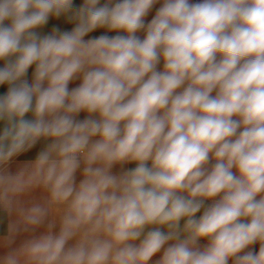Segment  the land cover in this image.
<instances>
[{
    "label": "clouds",
    "instance_id": "1",
    "mask_svg": "<svg viewBox=\"0 0 264 264\" xmlns=\"http://www.w3.org/2000/svg\"><path fill=\"white\" fill-rule=\"evenodd\" d=\"M0 61V264H264V0H0Z\"/></svg>",
    "mask_w": 264,
    "mask_h": 264
},
{
    "label": "crops",
    "instance_id": "2",
    "mask_svg": "<svg viewBox=\"0 0 264 264\" xmlns=\"http://www.w3.org/2000/svg\"><path fill=\"white\" fill-rule=\"evenodd\" d=\"M82 2H83V0H74V4L76 6H79L80 4H82ZM102 2H103V0H102ZM158 7H160L159 4L154 6L152 11L145 18L146 21H150L151 20V18L155 15L156 8H158ZM54 25L59 26L62 30H70L72 27H74V24L67 22L65 18H60L59 20L51 18L50 21H49V24L47 26H45V28L43 30H41V31L48 32V31L51 30V28ZM105 31L106 30H104V29H98L95 32L90 33L89 37H86V39L90 38L91 36H98L100 34H103ZM108 34L109 35H115V33H108ZM140 35H143V33H140ZM2 66H3V61H0V67H2ZM161 67H162V65H161ZM33 70H34V66H33L32 69H29V73H28V76H27L29 81H31V73H32ZM78 83H79V81H75L72 84H70V87H75ZM4 91H6V88L0 89V93H2ZM85 115H86L85 113H82L81 114V118H83ZM27 118H31L30 114H29V116ZM43 145H44V142L41 141V142L38 143V145L36 147H34L28 153L22 154L21 156L15 158L14 162L11 165V170H13V171L15 170L16 161H26L28 159H33L35 157V155L37 154V152L40 150V148L43 147ZM134 166H135L134 164L126 165V167H134ZM118 167L119 166H117V168ZM79 178H80L79 173H77V179L79 180ZM7 224H8V218H7L6 214L0 213V235L6 234ZM22 239H24V236L18 237L17 241H16V245H18ZM258 249H259V247H258Z\"/></svg>",
    "mask_w": 264,
    "mask_h": 264
},
{
    "label": "trees",
    "instance_id": "3",
    "mask_svg": "<svg viewBox=\"0 0 264 264\" xmlns=\"http://www.w3.org/2000/svg\"><path fill=\"white\" fill-rule=\"evenodd\" d=\"M253 247H255L256 250H258L259 244H256V245H254Z\"/></svg>",
    "mask_w": 264,
    "mask_h": 264
},
{
    "label": "rangeland",
    "instance_id": "4",
    "mask_svg": "<svg viewBox=\"0 0 264 264\" xmlns=\"http://www.w3.org/2000/svg\"><path fill=\"white\" fill-rule=\"evenodd\" d=\"M155 259V258H154Z\"/></svg>",
    "mask_w": 264,
    "mask_h": 264
}]
</instances>
